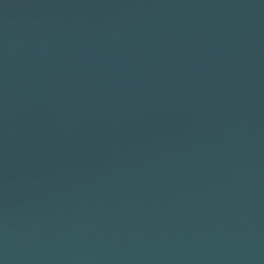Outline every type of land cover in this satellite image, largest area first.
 Instances as JSON below:
<instances>
[{
    "label": "water",
    "instance_id": "95a60500",
    "mask_svg": "<svg viewBox=\"0 0 264 264\" xmlns=\"http://www.w3.org/2000/svg\"><path fill=\"white\" fill-rule=\"evenodd\" d=\"M0 264H264V0H0Z\"/></svg>",
    "mask_w": 264,
    "mask_h": 264
}]
</instances>
